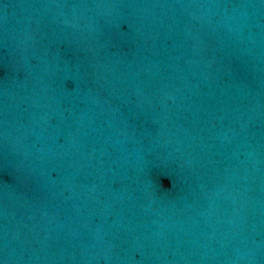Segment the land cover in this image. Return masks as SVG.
Returning <instances> with one entry per match:
<instances>
[{"label": "water", "instance_id": "water-1", "mask_svg": "<svg viewBox=\"0 0 264 264\" xmlns=\"http://www.w3.org/2000/svg\"><path fill=\"white\" fill-rule=\"evenodd\" d=\"M0 264H264V0H0Z\"/></svg>", "mask_w": 264, "mask_h": 264}]
</instances>
